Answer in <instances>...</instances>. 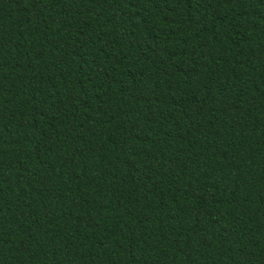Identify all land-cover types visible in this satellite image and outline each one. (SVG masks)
I'll return each mask as SVG.
<instances>
[{
	"label": "trees",
	"instance_id": "obj_1",
	"mask_svg": "<svg viewBox=\"0 0 264 264\" xmlns=\"http://www.w3.org/2000/svg\"><path fill=\"white\" fill-rule=\"evenodd\" d=\"M0 264H264V0H0Z\"/></svg>",
	"mask_w": 264,
	"mask_h": 264
}]
</instances>
